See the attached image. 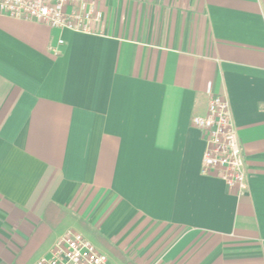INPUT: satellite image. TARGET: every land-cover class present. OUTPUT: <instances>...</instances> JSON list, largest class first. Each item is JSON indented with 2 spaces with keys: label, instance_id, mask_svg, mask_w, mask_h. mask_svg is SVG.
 <instances>
[{
  "label": "crops",
  "instance_id": "crops-1",
  "mask_svg": "<svg viewBox=\"0 0 264 264\" xmlns=\"http://www.w3.org/2000/svg\"><path fill=\"white\" fill-rule=\"evenodd\" d=\"M85 1L91 34L0 16V264L60 215L40 257L79 233L113 264H264V0ZM208 90L242 196L202 174Z\"/></svg>",
  "mask_w": 264,
  "mask_h": 264
},
{
  "label": "built area",
  "instance_id": "built-area-1",
  "mask_svg": "<svg viewBox=\"0 0 264 264\" xmlns=\"http://www.w3.org/2000/svg\"><path fill=\"white\" fill-rule=\"evenodd\" d=\"M0 16L83 34L93 33L103 17L85 0H0ZM207 95L206 115L192 118V126L201 130L205 139L202 174L217 173L230 190L242 196L247 188V173L230 107L210 90ZM34 264L113 263L81 234L68 233L56 241L49 255Z\"/></svg>",
  "mask_w": 264,
  "mask_h": 264
},
{
  "label": "rangeland",
  "instance_id": "rangeland-1",
  "mask_svg": "<svg viewBox=\"0 0 264 264\" xmlns=\"http://www.w3.org/2000/svg\"><path fill=\"white\" fill-rule=\"evenodd\" d=\"M46 239L43 240V243H41L38 247H31L30 249L22 252L20 254L19 257L20 260L18 262V264H32L36 259H38L40 257V255H42L44 251L40 250L39 252V249L42 248L41 246L44 244Z\"/></svg>",
  "mask_w": 264,
  "mask_h": 264
},
{
  "label": "trees",
  "instance_id": "trees-1",
  "mask_svg": "<svg viewBox=\"0 0 264 264\" xmlns=\"http://www.w3.org/2000/svg\"><path fill=\"white\" fill-rule=\"evenodd\" d=\"M61 218H62V216L60 215L59 216V218L53 223V224H49L48 223V230H46V235H44V237H43V239L42 240H44V238H46V236H48V233H49V230H51L52 228H54V227H56L57 226V224H58V222L61 220ZM20 256V255H19ZM19 258V257H18ZM15 264H17V260H16V262H15Z\"/></svg>",
  "mask_w": 264,
  "mask_h": 264
}]
</instances>
